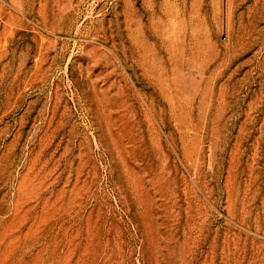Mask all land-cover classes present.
<instances>
[{"label": "rangeland", "instance_id": "1", "mask_svg": "<svg viewBox=\"0 0 264 264\" xmlns=\"http://www.w3.org/2000/svg\"><path fill=\"white\" fill-rule=\"evenodd\" d=\"M0 264H264V0H0Z\"/></svg>", "mask_w": 264, "mask_h": 264}]
</instances>
